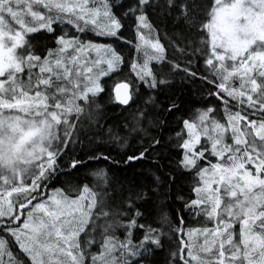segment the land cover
Instances as JSON below:
<instances>
[{
	"label": "snow or ice",
	"instance_id": "1",
	"mask_svg": "<svg viewBox=\"0 0 264 264\" xmlns=\"http://www.w3.org/2000/svg\"><path fill=\"white\" fill-rule=\"evenodd\" d=\"M0 264H264V0H0Z\"/></svg>",
	"mask_w": 264,
	"mask_h": 264
},
{
	"label": "trees",
	"instance_id": "2",
	"mask_svg": "<svg viewBox=\"0 0 264 264\" xmlns=\"http://www.w3.org/2000/svg\"><path fill=\"white\" fill-rule=\"evenodd\" d=\"M107 82L104 84L105 92L103 95L102 99V106L104 108V111L106 113V117L108 118L109 121H111L112 118L118 116L120 114V108L117 107L114 103V101H109V93L112 91V87L115 85L116 82H119L120 77L114 76L111 80H108L107 78H104ZM195 88V85H188L187 88L185 89L186 93H190L192 89ZM135 107V105H133ZM105 127H108V124L104 125ZM89 137H91L92 133L89 132ZM105 147H110V146H105ZM127 149H120V148H114V151L112 155L116 157L117 152H123L126 151ZM77 155L81 154L80 148H77ZM90 167L87 170L82 169V174H85L86 172H90L93 168H105L108 170V175L109 176H115L119 179H124L127 177L128 179H133L134 177H141L142 175H146L149 171L148 169V163H145L141 165V163L137 162L135 163L134 168H126L123 164L118 165V166H111L109 163H101V164H96L95 162H89ZM92 178H90L91 180Z\"/></svg>",
	"mask_w": 264,
	"mask_h": 264
},
{
	"label": "water",
	"instance_id": "3",
	"mask_svg": "<svg viewBox=\"0 0 264 264\" xmlns=\"http://www.w3.org/2000/svg\"><path fill=\"white\" fill-rule=\"evenodd\" d=\"M115 86V85H114ZM114 86L112 87V89L114 88Z\"/></svg>",
	"mask_w": 264,
	"mask_h": 264
}]
</instances>
